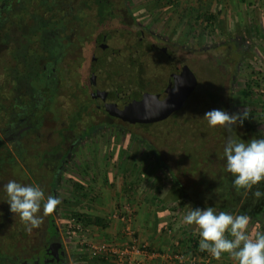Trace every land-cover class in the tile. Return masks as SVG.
<instances>
[{
	"label": "rangeland",
	"instance_id": "1",
	"mask_svg": "<svg viewBox=\"0 0 264 264\" xmlns=\"http://www.w3.org/2000/svg\"><path fill=\"white\" fill-rule=\"evenodd\" d=\"M154 1L156 0H130L132 8L144 7L146 9V14L138 17H142L140 21L144 26H149L150 23L155 24L161 34L169 38L174 37L176 34V36H179L180 41L187 44H193L196 38L204 34L196 56L192 57L190 54L183 52L184 60L190 61L199 79V88L193 100L197 112L191 118L194 129L197 132L201 129L198 122L203 121L204 114L213 109H224L229 114L242 112L243 110L250 113L249 118L244 121L242 126L239 124L233 125V131L220 127H209L208 144L203 139L199 140L198 136L194 137L193 135L195 144L201 149L199 154L204 155L206 153L210 158V154L214 157L207 164L202 162L203 164H200L197 169L195 168L189 176L186 174L187 171L183 170L190 167L191 161L185 157L182 149L178 150L176 147H179L174 146L176 135L180 139L184 133L181 132L180 128L153 125L134 129V133L138 137L141 136L144 140L150 142V146L158 152L159 158L166 162L178 176L184 188L190 192L193 201L204 204L211 200L213 196H216L220 184H222L221 181L224 182L222 189L234 181L233 175L223 181L224 176L229 174L226 171V157L224 155L229 148V140L235 139L246 143L252 138L259 139L264 136V43L260 42L249 48L245 46L247 49L242 55L240 66L235 69L234 66H231L229 58L234 60L237 58V54L230 52L231 54H227L229 56L226 58L224 56H226L227 50L223 48L225 46H221L224 41L234 40L237 31L240 33L242 31L240 26H238V29L235 27L234 21L237 22L238 20L236 14L239 10L234 0L230 4L227 0L210 1L211 5L220 6L223 12L217 23L218 31L216 34L211 33L209 30L206 31L205 25L201 23L192 22L191 24L186 21L187 17L190 16L188 12L191 11V8H198L200 2L201 4H207L208 0H200V2H198L199 0H160L158 9L155 8ZM74 4L76 6L83 5L78 1ZM247 11L255 17L254 10L247 9ZM84 14V19L89 21L86 23L87 26V24L94 21L95 16L90 10H85ZM154 18H156V21H153ZM123 21L124 24L128 23L127 19H123ZM113 24L118 27L121 25V21L114 19ZM230 24V27H233L232 31L229 29ZM190 28L192 29L191 35L185 37L187 30L189 31ZM209 49L211 51L208 52ZM74 82H72V86L75 85ZM68 91L63 92L64 98L70 94ZM76 94L79 96L76 101L72 102L74 103L71 104L73 107H76L78 102L83 101V95L78 92ZM200 113L203 115H200ZM55 124V120L45 124L48 131L44 128V133L42 132L44 135L41 136L39 142L32 139H30V142L24 141L29 156L41 155L38 160L45 165L44 168L37 169L41 171V174L46 173L47 164L54 155L52 153L54 141L48 139V132L50 128H56ZM82 128L80 127L79 130L81 131ZM188 128L183 129L187 130ZM90 132V130L85 131L83 136ZM218 134H221L220 137ZM46 140L49 141L46 142ZM67 140H69L68 137ZM71 142L67 141V144ZM152 153L151 149L145 146L142 141L130 142L129 139L113 138L109 132H104L102 135L99 133L90 141L82 142L76 149L75 156L72 157L68 169V177L61 180L62 184L58 190V197L62 203L57 208L55 216L69 255L70 264L81 262L80 258L84 255L87 256L89 253L96 252L97 249L92 247L98 246L100 242H111L105 235L110 236L118 232L117 236L120 237L123 234L124 225L119 219L113 220L112 216L125 214V208L131 210L136 208L137 211L132 216L133 221L142 211L141 215L144 213L150 214L149 221L151 220L150 222L154 227L150 230L154 235L153 240L157 241L151 246L148 245L150 252L160 254L172 252V254L182 253L187 257L190 256L192 253L190 239L200 240L199 230L194 225H186L183 222V217L191 208L200 207H196L195 202L191 204L183 199L176 202L175 207L170 206L172 208L170 212L161 213L162 206L160 202L169 205V200H171L168 191L171 179L168 169L160 168L159 164H154ZM121 166L129 172L119 173ZM29 175L31 176V174ZM141 187H145L144 190L146 191L143 192ZM77 188H81V195L76 193ZM145 193L151 194L152 198L150 197L151 203L142 209L143 202L141 198ZM215 210L217 213L224 211L233 215H240L234 211ZM75 214L84 216L81 224L82 231L74 228L75 222H77ZM160 216H166V218L163 217V220H167L166 227L163 230H155L156 224L160 221ZM4 217L5 209L0 205V224L4 221ZM95 218L102 219L106 222V225L94 226ZM73 219L76 221L73 222ZM253 226L251 221L249 225L250 233L254 234L256 231H262L260 227L252 228ZM105 229L109 230L105 231ZM2 232L0 230V239L5 238V235L2 236ZM3 242L7 243L6 240ZM113 242L115 241L113 240ZM159 242H163V244L159 245ZM195 252L197 253V251ZM233 263L237 264L234 260Z\"/></svg>",
	"mask_w": 264,
	"mask_h": 264
},
{
	"label": "flooded vegetation",
	"instance_id": "2",
	"mask_svg": "<svg viewBox=\"0 0 264 264\" xmlns=\"http://www.w3.org/2000/svg\"><path fill=\"white\" fill-rule=\"evenodd\" d=\"M76 1L85 2L84 0H73L74 3ZM87 1L90 4L88 7L95 9L93 0ZM103 1L111 8V11L107 13L108 21L106 25L102 26L97 16L98 13L92 12L95 16L94 21L87 26L91 27V30L96 34L89 42L80 44L81 48L78 52V56L83 60L82 76H78V81L82 84V91L79 92L80 95H83V101L78 102L76 107L71 105L74 103H67L68 105L64 106L65 110L62 114L58 110L56 128H50L48 132V139L54 141L52 146L54 155L47 164L46 173L41 174V171L37 170L45 166L38 160L41 155L29 156L28 148L25 147L23 140L20 143L12 140L7 143L12 152L22 151L23 154L19 157L14 155L16 158L13 162L9 160L0 162L2 168L0 170V205L5 209L4 221L0 224V230L3 231L2 236L5 235L4 239H0V264H70L68 252L56 223L57 209L53 214L44 218V223L40 228L33 229L29 233L25 230L20 217L10 212L4 185L10 180H15L22 185L36 184L43 189L45 198L48 195L59 198L58 190L62 184L61 180L68 177L72 157L75 156L74 152L82 142L90 141L99 133L102 135L104 132H109L113 138L118 137L126 140L131 139L135 134L134 129L153 125L174 127L171 118L184 110L191 101L194 102L195 93L199 88V79L190 61L184 60L183 52L192 57L196 56L197 49L201 45L198 38L194 40L193 44L183 43L176 34L169 38L161 34L155 24L150 23L149 26H144L138 18L140 15L135 17L130 13V10L133 11L134 8L130 5L128 8L124 6L127 0ZM114 19H119L121 25L114 26ZM123 19H127L128 23L124 24ZM222 45L227 50L224 57L227 58L229 56L227 54H231L230 52L237 54L238 59L229 58L231 66L237 69L234 62L238 60L240 64L241 56L246 47L240 45L237 40L224 41L221 43ZM210 49L208 52L211 51ZM188 72L196 77L197 84L181 110L174 112L164 121L152 124L133 123L128 121L130 118L127 116L128 119L120 117L121 111L125 110L124 107H129L132 111H144L163 100L167 101L169 95L173 96L176 91L178 92L174 89L181 88L186 82ZM93 77L98 84H102L105 88V99L110 101L111 104L108 107L113 112L105 110L108 107H106L105 102L102 101L101 103V96L99 97L97 85L95 82L93 83ZM70 86L72 87V84ZM68 92L72 94V90L70 92L69 89ZM229 97L228 94L230 103ZM118 105L119 107L115 108ZM82 107L86 109V113L82 116V120L76 123L75 129L70 128L69 120ZM73 110L74 112H72ZM67 111L68 115H66ZM80 127H83L81 131L79 130ZM88 130L91 131V134L83 136V133ZM46 131L48 130L46 129ZM40 134L30 139L39 142L41 140L38 137ZM218 135L220 137L221 134ZM30 139L25 141L30 142ZM48 141L46 140V142ZM67 141L73 142L67 144ZM225 178L226 175L223 181ZM185 191L183 199L191 204L194 203V199L190 197V192L186 189ZM217 198V194L213 196L212 203ZM196 203L194 205L199 207ZM217 210L219 209L217 208ZM227 210L239 214L241 212L238 208L232 210L231 207H227ZM40 215H43L42 209ZM251 221L254 225L252 228L258 226L264 231V213L258 214ZM4 240L7 243L3 242Z\"/></svg>",
	"mask_w": 264,
	"mask_h": 264
},
{
	"label": "trees",
	"instance_id": "3",
	"mask_svg": "<svg viewBox=\"0 0 264 264\" xmlns=\"http://www.w3.org/2000/svg\"><path fill=\"white\" fill-rule=\"evenodd\" d=\"M84 1L83 5L76 6L73 0H0V162L5 160L13 162L16 158L14 155L19 157L23 154L22 151L15 153L9 149L7 143H10V140L20 143L22 140L25 141L40 133L42 134L45 124L54 122V120L57 121L59 111L62 114L65 110L64 106L75 101L79 96L76 93L82 91V84L78 81V76L82 75L83 60L78 56V52H80V44L89 42L96 34L91 30V27L86 26L89 21L84 19L85 10L97 12L102 26L106 25L107 13L111 11V8L103 0H91L95 9H90L88 1ZM129 5L130 0H127L124 6L128 8ZM154 5L158 9L160 0L154 1ZM145 10L144 7H138L134 8L133 11L130 10V13L138 17L146 14L147 11ZM188 14L190 16L187 17L186 21L191 24L192 22L201 23L205 25L206 31L209 30L213 34L217 33V23L222 16L220 6L211 5V3L201 4L200 2L198 8H191ZM153 21H156V18ZM191 28L189 31L187 30L185 37L191 35ZM203 38L204 34L199 36L200 44H202ZM244 38L253 42L247 43L249 48L262 42L264 34L258 30L253 22L251 27L244 30ZM234 64L237 68L240 66L238 60ZM72 82L75 85L71 87ZM69 89L70 92L72 90V94L64 98L63 92ZM244 99L246 100V98ZM195 112L197 109L191 101L184 110L171 118V121L174 122L173 128H180L181 132H184L180 139L176 135L174 146H178L179 148L176 147L178 150L182 149L185 157L191 161L190 167L183 170L187 171L188 176L200 164H207L214 157L210 153L211 158L206 153L204 155L199 154L201 149L195 144L193 135L207 143L210 130L205 119L198 122L201 128H198V132L194 129L191 118L194 117ZM85 113L84 107L79 109L78 113L68 122L71 125L70 128L75 129L76 123L82 120ZM201 113L200 115H203ZM66 115H68V111ZM185 127L189 128L184 130ZM41 134L38 137L41 138L43 135ZM129 140L130 142L142 141L153 152L151 155L154 164H159L160 168L168 169L171 179L168 191L171 200H169V205L164 204V202H160V204L162 214L166 211L170 212L172 209L170 206L175 207L176 202L183 200V194L186 193L184 185L168 164L159 158L158 152L150 146V142L135 134ZM122 167L119 168V173L129 172ZM181 174L183 173L181 172ZM222 185L217 191L218 198L214 203L208 200L204 204L199 202L196 204L203 209L207 207L221 210H227V207H231L232 210L238 208L241 210L240 214L249 216L250 220L258 214L264 213V196L257 200L253 192L243 202V205H240L241 193L244 190L241 189L240 194H237L233 192V190L236 191L235 188L229 190L225 186L222 189ZM80 190L81 188L76 189L78 195L82 194ZM257 190L264 193L263 182L259 184ZM231 193L236 195L232 197ZM75 217L77 219L76 224H82L84 216L75 214ZM103 224L102 219H94V226L101 227ZM199 241L196 238L190 239L192 254L197 251L200 252L201 256H204L206 252L200 251Z\"/></svg>",
	"mask_w": 264,
	"mask_h": 264
},
{
	"label": "clouds",
	"instance_id": "4",
	"mask_svg": "<svg viewBox=\"0 0 264 264\" xmlns=\"http://www.w3.org/2000/svg\"><path fill=\"white\" fill-rule=\"evenodd\" d=\"M178 90V89H174ZM164 107H168L166 101ZM247 110L229 114L225 110L213 109L204 114L209 127L233 131V125H243L249 118ZM226 171L234 176L233 186L251 191L264 182V138H252L248 142L229 140V148L224 153ZM10 205V212L18 215L29 233L44 223V218L53 214L62 201L53 195L45 198L39 185H22L10 180L4 185ZM258 200L264 193H253ZM41 209L43 215H40ZM186 225L199 230V249L208 252L214 259L223 254L230 256L237 264H264V231L250 233V217L216 212L214 207L192 209L183 217Z\"/></svg>",
	"mask_w": 264,
	"mask_h": 264
},
{
	"label": "crops",
	"instance_id": "5",
	"mask_svg": "<svg viewBox=\"0 0 264 264\" xmlns=\"http://www.w3.org/2000/svg\"><path fill=\"white\" fill-rule=\"evenodd\" d=\"M210 1L211 0H208V3H211ZM227 1H228V4H230L232 2V0H227ZM234 1L237 4L238 10H239L237 12V14H236L238 16V20H237V22L234 21L235 27H236V29H238V26H240V28H242L241 33L238 32V31L236 32L237 33V36H236V38L234 40H237L239 42V44L242 45V46H248L247 43L248 44L249 43L251 44L253 42L250 41L249 39H245L244 38V30L247 27L248 28L251 27L252 24H253V22L257 26L258 30H260V32L262 34H264V0H234ZM247 9L254 10L255 13H256L255 14V17L251 16V13L249 11H247ZM243 10H246L248 12V14H247L246 11H243ZM222 15H223V12H222ZM255 20H256V22H255ZM230 26H231V24L229 25V27ZM232 28L233 27H230L229 28L230 31H232ZM262 43H264V39H263ZM229 176H232V174L231 173L227 174L226 175V178L229 177ZM232 184H227V188L229 190H231V189L234 188V186ZM144 188L145 187H141V189H142L143 192L146 191V190H144ZM258 188H259V185L254 186L251 191H245L244 190V192L241 193L242 194L241 195L242 197L240 199V203L242 204V202L244 200H247L248 197H249V195L251 193L255 192ZM233 192L234 193H237V194H240V192L237 191V190L236 191L233 190ZM149 193H145L143 195V197L141 196L142 197L141 199H142V202H143L142 205H141V208L142 209H144L146 207V205H148L149 203H151V200L150 199L152 197H151V194H149ZM232 193H231V196L232 197L234 195H236V194H233L232 195ZM136 211H137L136 208L134 210H131L130 209L131 217L133 216L134 212H136ZM141 213L138 214L135 217L136 219L134 221L132 219V223H133L132 224V227H133V230L136 233V237L139 239V242L141 244H147V245L151 246L152 244H154L155 242H157V241L153 240V238H154L153 236L154 235H153V232H151V230H152L151 228H154V227H153V224L150 222L151 220L149 221L150 214H145L144 213L143 215H141ZM166 213H167V211L164 212V214H166ZM163 217L166 218V216H160V219H159L160 221L156 224L155 230L156 229L163 230V228L166 227L165 226V223H166L167 220L166 219L163 220ZM109 219L111 220V217ZM147 221H148V224H147ZM113 222H116V221H113ZM104 225H106V222H104ZM147 229H148V231H147ZM107 230H109V229H105V231H107ZM111 231H113V230H111ZM113 232H115V231H113ZM117 233H114V234H112L110 236L105 235V237L108 238L111 242H113V240H114L115 243H117V245H122L123 244V239H122L123 238V234H121V236L118 237L117 236ZM162 241H163V239H162ZM162 244H163V242H159V245H162ZM164 244H165V242H164ZM154 253L157 254V255H159V256L157 258L149 259L147 261V264H179L174 259H168V256H170L168 253L167 254H160V253H157V252H154ZM79 256H82V255H79ZM185 257H186V261H185L184 264H191L190 263V260H189L190 259V256H188V257L185 256ZM80 259L82 261L81 262H78V263H81V264H118L115 261H113L111 259H108V257H105L104 255H101L100 253H89L87 256L84 255ZM211 262H212V264H218V262H219V264H234L233 263V259L230 256H228L227 254H223L222 257H221V259H219V260L213 258ZM78 263L76 262V264H78Z\"/></svg>",
	"mask_w": 264,
	"mask_h": 264
},
{
	"label": "built area",
	"instance_id": "6",
	"mask_svg": "<svg viewBox=\"0 0 264 264\" xmlns=\"http://www.w3.org/2000/svg\"><path fill=\"white\" fill-rule=\"evenodd\" d=\"M125 214L112 216L113 220L119 219L124 225L123 229V244L117 245L115 242L103 241L98 246H93V249H97L94 253H100L108 259L115 261L118 264H147L149 259L157 258L159 255L154 252H150L147 244H141L136 237V233L132 227V217L129 208H125ZM119 216V218H118ZM76 220L73 219V222ZM76 224V222H75ZM78 231H82L81 224L74 226ZM71 233V232H69ZM168 259H174L179 264H184L186 257L182 253L172 254L169 253ZM212 256L206 252L204 256H201L199 252L190 254L191 264H210Z\"/></svg>",
	"mask_w": 264,
	"mask_h": 264
},
{
	"label": "water",
	"instance_id": "7",
	"mask_svg": "<svg viewBox=\"0 0 264 264\" xmlns=\"http://www.w3.org/2000/svg\"><path fill=\"white\" fill-rule=\"evenodd\" d=\"M188 76L183 86L178 89V92L176 91L175 95L173 96L169 95V99L166 101L168 107H164V100L159 102L158 104L151 106L149 110L147 109L144 111H132L129 107H124L125 110L123 109L124 111H121L120 117L124 119L129 117L130 119L127 118L128 121L141 124H152L164 121L165 119L170 117L174 112L181 110L184 107L191 93L195 90L197 84L196 77L191 72H188ZM92 80L93 83L95 82V84L97 85L96 87H98L99 97L101 96V103L103 101L107 105H105L106 107L110 106V101L105 99V88L102 86V84H98L97 80H95L94 77L92 78ZM119 104H121V102H119ZM117 107H119V105L115 108ZM105 110L113 112L109 107Z\"/></svg>",
	"mask_w": 264,
	"mask_h": 264
}]
</instances>
